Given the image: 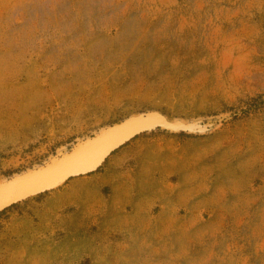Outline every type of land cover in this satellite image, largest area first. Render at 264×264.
I'll return each instance as SVG.
<instances>
[{"label": "rangeland", "instance_id": "rangeland-1", "mask_svg": "<svg viewBox=\"0 0 264 264\" xmlns=\"http://www.w3.org/2000/svg\"><path fill=\"white\" fill-rule=\"evenodd\" d=\"M146 112L184 128L0 209V264H264V0H0V184Z\"/></svg>", "mask_w": 264, "mask_h": 264}, {"label": "water", "instance_id": "water-1", "mask_svg": "<svg viewBox=\"0 0 264 264\" xmlns=\"http://www.w3.org/2000/svg\"><path fill=\"white\" fill-rule=\"evenodd\" d=\"M153 128L174 130L183 129L184 126L169 122L156 112L129 116L121 120L117 127L113 125L105 127L90 137L75 142L42 165L4 180L6 182L4 187L12 197H17V200L29 194L42 192L60 180L64 181L71 176L91 171L122 143L138 133ZM12 203L13 201L8 205Z\"/></svg>", "mask_w": 264, "mask_h": 264}, {"label": "bare ground", "instance_id": "bare-ground-1", "mask_svg": "<svg viewBox=\"0 0 264 264\" xmlns=\"http://www.w3.org/2000/svg\"><path fill=\"white\" fill-rule=\"evenodd\" d=\"M118 125H119V124H118ZM118 125L113 126V127H117ZM82 174H84V173H82ZM74 176H76V175H74ZM61 182H63V181L60 180V181L57 182L55 185L51 186L49 189L55 187L56 185L60 184ZM5 184H6V182L0 184V209H2V208H4V207L8 206V204H9L10 202H12V201H13V202L18 201V200H17V199H18L17 197H12V196L9 194V191L7 190V188L5 189V187H4ZM39 193H40V192H39ZM35 194H38V193L29 194V195H27V196H25V197H23V198H21V199H19V200H22V199H24V198H26V197H28V196L35 195Z\"/></svg>", "mask_w": 264, "mask_h": 264}, {"label": "trees", "instance_id": "trees-1", "mask_svg": "<svg viewBox=\"0 0 264 264\" xmlns=\"http://www.w3.org/2000/svg\"><path fill=\"white\" fill-rule=\"evenodd\" d=\"M260 101L248 104L244 109H241L240 112H247L249 109H254Z\"/></svg>", "mask_w": 264, "mask_h": 264}]
</instances>
